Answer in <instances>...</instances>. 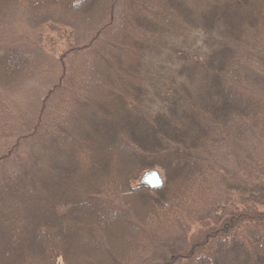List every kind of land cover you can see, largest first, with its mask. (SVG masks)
Listing matches in <instances>:
<instances>
[{"label":"trees","instance_id":"obj_1","mask_svg":"<svg viewBox=\"0 0 264 264\" xmlns=\"http://www.w3.org/2000/svg\"><path fill=\"white\" fill-rule=\"evenodd\" d=\"M247 188L264 0H0V264H264Z\"/></svg>","mask_w":264,"mask_h":264},{"label":"rangeland","instance_id":"obj_2","mask_svg":"<svg viewBox=\"0 0 264 264\" xmlns=\"http://www.w3.org/2000/svg\"><path fill=\"white\" fill-rule=\"evenodd\" d=\"M15 34L19 37H27L30 32H31V28L29 26V24L27 23V20L20 18L17 20L16 25H15ZM47 45H49V41H47ZM64 48V45L62 43H58L57 45V51L59 52L58 54L60 55L62 53V50ZM124 166V164H123ZM251 195H255L256 197H258V203L259 204H263L264 203V188H247V189H238L235 190V193L233 194V197L231 199V201H241V199H244L243 197H249ZM230 206V204L227 202L226 204L222 205L220 208L221 209H227ZM120 236L121 239H123V234L125 233L124 229L120 230ZM115 242H117V238L115 240ZM71 251L75 253V258L74 260H79L81 257L87 259L90 258L91 255H86L85 251L82 250V248H76L75 250L73 248H71ZM95 255V254H94ZM59 264H62L61 261H59Z\"/></svg>","mask_w":264,"mask_h":264},{"label":"water","instance_id":"obj_3","mask_svg":"<svg viewBox=\"0 0 264 264\" xmlns=\"http://www.w3.org/2000/svg\"><path fill=\"white\" fill-rule=\"evenodd\" d=\"M140 184L152 189H160L164 186V179L156 168L147 170L140 178Z\"/></svg>","mask_w":264,"mask_h":264}]
</instances>
